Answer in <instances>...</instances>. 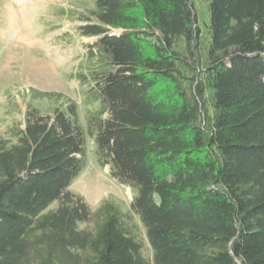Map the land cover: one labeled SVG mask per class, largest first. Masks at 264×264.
I'll return each mask as SVG.
<instances>
[{
  "label": "trees",
  "instance_id": "1",
  "mask_svg": "<svg viewBox=\"0 0 264 264\" xmlns=\"http://www.w3.org/2000/svg\"><path fill=\"white\" fill-rule=\"evenodd\" d=\"M93 1L76 79L99 109L84 126L74 99L34 91L48 110L0 138V264H264V0H208L204 53L194 0ZM88 140L137 192L151 257L131 213L70 190Z\"/></svg>",
  "mask_w": 264,
  "mask_h": 264
},
{
  "label": "rangeland",
  "instance_id": "2",
  "mask_svg": "<svg viewBox=\"0 0 264 264\" xmlns=\"http://www.w3.org/2000/svg\"><path fill=\"white\" fill-rule=\"evenodd\" d=\"M194 6L202 29L204 53L209 2L194 0ZM94 7L93 0H0V138H10L13 128H24L29 104L48 110V102L32 100L34 91L61 93L74 99L84 126L88 112L99 109L98 104L85 103L82 85L76 79L80 64L85 63L98 38L82 37L75 30ZM177 47L184 52L182 41ZM205 97L213 115L212 93L207 91ZM95 151L94 143L88 140L87 167L70 190L82 196L93 211L111 202L131 213L143 253L151 257L146 230L131 209L137 192L113 179L109 166L100 167Z\"/></svg>",
  "mask_w": 264,
  "mask_h": 264
}]
</instances>
